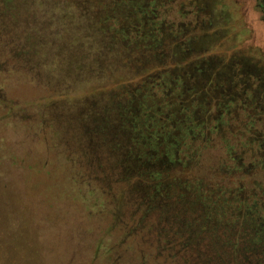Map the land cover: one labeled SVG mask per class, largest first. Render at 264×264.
I'll use <instances>...</instances> for the list:
<instances>
[{"label": "rangeland", "instance_id": "1", "mask_svg": "<svg viewBox=\"0 0 264 264\" xmlns=\"http://www.w3.org/2000/svg\"><path fill=\"white\" fill-rule=\"evenodd\" d=\"M109 1L0 0V264L165 263L181 228L177 202L164 203L175 182L204 198L227 190L228 218H264V0H145L160 32ZM152 30L165 61L143 41ZM199 57L205 95L185 101L201 105L197 136L164 131L155 115L137 128L130 95L179 107L162 73L186 80ZM248 238L264 245V229ZM261 249L251 264H264Z\"/></svg>", "mask_w": 264, "mask_h": 264}, {"label": "trees", "instance_id": "2", "mask_svg": "<svg viewBox=\"0 0 264 264\" xmlns=\"http://www.w3.org/2000/svg\"><path fill=\"white\" fill-rule=\"evenodd\" d=\"M108 4L113 7V10H120L127 14L131 13L134 16L131 24L134 26L139 23L143 26L148 25L156 30V18L151 17L154 13L152 2L147 5L145 0H110ZM112 23H117V20H113ZM157 32H160V30ZM149 35V38L143 41L147 43L149 48L153 45L152 43L157 44V46L161 48V51L157 54L163 56L159 58V60L165 61L167 58L168 46H166V44L162 45V38L153 30ZM149 41H152V43L150 44ZM154 47L156 46L154 45ZM184 57V54L178 53L179 62H183L182 59H184ZM176 67H180L179 64ZM185 67V70H192L193 72V74L184 72L191 74L190 76L185 77L186 80H181L180 74L171 78L166 72L162 73V78L158 84L165 97L168 96V94L171 95L169 97H177V103L179 104V107H181L180 114L185 117V120L174 121V117L177 115L179 107H172L171 111H168L162 106H150L147 102L148 95H146L145 92L141 94V96L137 92H134L130 95V104L131 108L136 110L134 118H136L137 128H139V124L141 121L143 122L147 116L155 115L152 120L162 126H165L164 131H167L169 127H172V130L175 133H186L188 136H197V132H194L195 134H193V132L190 131L192 125L195 124L194 121H200L198 117L201 105H199L200 107L193 106V100L191 102L185 101H187L189 96H191V94L195 91V97L199 96L200 99L204 98V93L199 94V86L204 81L203 75L206 73L207 67L204 58L201 57H199L195 63L188 61ZM177 68H174L176 72H178ZM183 81H186L188 88H182V85H180L181 88L178 86V83H182ZM223 91L226 90L221 88L220 92L223 93ZM149 95H151V87ZM153 97L156 98L155 96ZM180 100L183 104H180ZM135 104L136 106L134 107ZM159 109H164L166 112ZM188 109H192L190 115L186 114ZM161 112L163 113L160 116ZM132 115L127 112L125 113L124 124L126 126L130 124V116ZM167 116V121H162V118L166 119ZM161 135L162 134H160L159 131L157 134L158 138L159 136L161 137ZM133 141H136L134 135L132 138V142ZM144 145L146 147L149 146L148 143ZM159 147L161 149V146L157 143L156 149ZM128 152L132 154L133 150L131 149ZM254 165L257 164L252 163V166ZM252 166H248V168H251ZM149 176L155 182V180L159 177V174L151 172ZM155 183L151 186L148 184L149 187L147 188V194L152 195L154 193H160L161 187L160 185L154 186ZM179 185L180 183L175 182L172 186L170 185L166 189V195L164 196V198L166 197V201H164V203H170V201L177 202L176 205L177 208L180 209V216L176 218V222L180 224L181 228L179 229L178 224L173 226L175 232L171 233L170 231V234L173 235V240L166 249H163L164 252L162 251V253H166V257L168 256V262L166 261L164 263L161 260L158 264H215V262L217 264H251L252 258L256 259V255H262L261 247H264V245L260 246L261 238L257 240L250 239L248 238V233H251L253 228L258 227V229H264L263 217H252L249 209L240 208L241 211L239 209L237 212L239 214V218H228V214L231 212V205L229 204L231 198H225V196L228 195L227 190H222V193L217 194V196L210 195L204 198L203 196L197 194V192L199 193V190H202L198 189L200 187L189 186L186 188L183 186V192H180L181 185ZM209 192L213 193L212 190H209ZM216 197L218 200H215ZM240 219H242L241 224L239 223ZM235 247L237 248L234 252ZM198 255L202 258L203 263L198 262V258H196Z\"/></svg>", "mask_w": 264, "mask_h": 264}]
</instances>
